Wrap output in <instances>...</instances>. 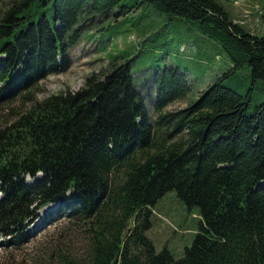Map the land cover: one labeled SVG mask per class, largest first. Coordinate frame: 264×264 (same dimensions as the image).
Listing matches in <instances>:
<instances>
[{
  "label": "trees",
  "instance_id": "obj_1",
  "mask_svg": "<svg viewBox=\"0 0 264 264\" xmlns=\"http://www.w3.org/2000/svg\"><path fill=\"white\" fill-rule=\"evenodd\" d=\"M129 13L148 18L139 32L166 15L215 42L227 70L176 112L166 109L190 94L186 69L153 71V91L142 93L123 55L77 92L33 102L0 130V239L29 241L34 211L52 206L48 225L87 223L83 264H264V87L248 112L253 87L264 85V0L260 35L216 0H0V101L68 71L81 20L117 22ZM128 34L138 50L150 39ZM244 81L252 87L243 91ZM152 93L151 124L145 98ZM170 191L200 216L178 260L146 236L154 205Z\"/></svg>",
  "mask_w": 264,
  "mask_h": 264
},
{
  "label": "rangeland",
  "instance_id": "obj_2",
  "mask_svg": "<svg viewBox=\"0 0 264 264\" xmlns=\"http://www.w3.org/2000/svg\"><path fill=\"white\" fill-rule=\"evenodd\" d=\"M216 1L220 2L232 19L249 33H262L263 26L259 14L263 0ZM156 16L155 22L150 23L149 29L143 33L137 30L138 22L148 19L143 14L136 17L129 13L120 17L117 22L104 18H93L92 22L81 20L80 24H85V28L78 44L70 50L69 70L48 76L30 93L1 100L0 130L12 126L33 102H40L61 92H77L84 86L88 77L105 73L110 59L116 55H123L126 60H130V70L142 93L146 90L148 94L153 91L150 81L153 71L169 66L186 69L192 86L191 92L183 100L171 104L166 111L176 112L186 108L213 80L214 75L218 74L217 71L227 70L228 59L215 42L201 39L200 35L186 30L182 23L168 20L166 15ZM128 33H134L138 37L141 34L143 39H150L138 50V39ZM188 42H191L194 48L187 47ZM180 46L187 48V51L179 53ZM145 80L150 82L142 85ZM250 85L249 81H244L243 88H240L244 91ZM262 87L264 85L261 82L253 87L248 112H252L253 106L260 101L263 95ZM148 94L145 106L152 124L155 120L152 109L154 93L150 97ZM52 208L51 206L34 211L29 227L30 239L21 246H7L0 239V264H59L63 259L73 264L84 263L89 248L87 223L79 219H63L48 225L46 215ZM150 224L146 236L155 251L166 248L172 257L178 260L183 257L184 249L191 246L199 231V209L187 208L176 193L170 191L154 205Z\"/></svg>",
  "mask_w": 264,
  "mask_h": 264
}]
</instances>
